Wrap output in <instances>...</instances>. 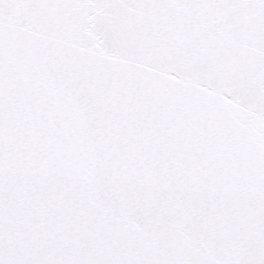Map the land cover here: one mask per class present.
Masks as SVG:
<instances>
[{
	"label": "snow or ice",
	"instance_id": "6c2138e0",
	"mask_svg": "<svg viewBox=\"0 0 264 264\" xmlns=\"http://www.w3.org/2000/svg\"><path fill=\"white\" fill-rule=\"evenodd\" d=\"M0 264H264V0H0Z\"/></svg>",
	"mask_w": 264,
	"mask_h": 264
}]
</instances>
